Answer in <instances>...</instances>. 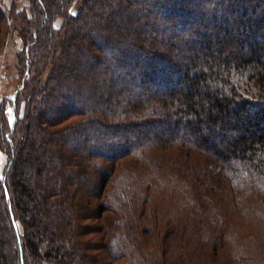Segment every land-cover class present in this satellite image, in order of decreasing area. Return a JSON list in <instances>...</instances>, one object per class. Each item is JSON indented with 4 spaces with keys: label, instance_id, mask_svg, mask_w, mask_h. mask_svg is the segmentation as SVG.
I'll use <instances>...</instances> for the list:
<instances>
[{
    "label": "trees",
    "instance_id": "trees-1",
    "mask_svg": "<svg viewBox=\"0 0 264 264\" xmlns=\"http://www.w3.org/2000/svg\"><path fill=\"white\" fill-rule=\"evenodd\" d=\"M75 1L0 0V264H264V0Z\"/></svg>",
    "mask_w": 264,
    "mask_h": 264
},
{
    "label": "rangeland",
    "instance_id": "rangeland-1",
    "mask_svg": "<svg viewBox=\"0 0 264 264\" xmlns=\"http://www.w3.org/2000/svg\"><path fill=\"white\" fill-rule=\"evenodd\" d=\"M3 1H4L5 8L8 10L14 9V8L18 9V10H22V9H29V6H30L32 0H3ZM9 38H10V44L9 45H11V44L13 45V43H20L21 48H23V44H22V42H21L20 38L18 37L17 32L15 30L11 31L8 39ZM6 44H7V41H6L5 45L2 48H0V66L2 63V58H4L3 61L6 62L7 68H8V79L0 87L1 88L0 89V107L2 104H5V106H6L5 111H4V115H3L4 119L2 120L1 115H0V122H2V121L5 122L6 121L5 119H10L9 118L10 113L14 114V105L11 104L10 100L12 99L14 101V98L17 95L18 90L20 89L19 88L20 87V74L18 71V65L16 64V68H12L11 63H10V56L6 50L7 49ZM17 61H18V54H17ZM12 70L14 72V75L12 73ZM12 76L14 79L13 89L9 93H5V90L7 89L6 87L12 81ZM16 89H17V93L15 94V96L13 98H11L10 97L11 93ZM0 151H1V154L3 157V161L0 164V179H2L4 170H5L6 165H7V155L3 150L0 149ZM48 264H50V263H48Z\"/></svg>",
    "mask_w": 264,
    "mask_h": 264
},
{
    "label": "crops",
    "instance_id": "crops-1",
    "mask_svg": "<svg viewBox=\"0 0 264 264\" xmlns=\"http://www.w3.org/2000/svg\"><path fill=\"white\" fill-rule=\"evenodd\" d=\"M85 0H76L73 7H72V12L75 13V12H78L81 8V6L83 5ZM10 44V38L7 40V52L10 56V63H11V66L12 68H16V64H17V53L18 51L21 49V45L20 43H13V45H9ZM12 73L14 75V72L12 70ZM14 79H13V76H12V81L11 83L6 87L7 89L5 90V93H9L10 91H12L13 89V84H14ZM17 93V89L14 90L12 93H11V98H13L15 96V94ZM4 96V95H3ZM2 96V97H3ZM3 161V157H2V154H1V151H0V164L1 162Z\"/></svg>",
    "mask_w": 264,
    "mask_h": 264
},
{
    "label": "built area",
    "instance_id": "built-area-1",
    "mask_svg": "<svg viewBox=\"0 0 264 264\" xmlns=\"http://www.w3.org/2000/svg\"><path fill=\"white\" fill-rule=\"evenodd\" d=\"M4 58H2V63L0 66V87L2 84H4L8 79V68L6 62L3 61ZM1 89V88H0ZM12 113L9 114V118L12 117Z\"/></svg>",
    "mask_w": 264,
    "mask_h": 264
},
{
    "label": "water",
    "instance_id": "water-1",
    "mask_svg": "<svg viewBox=\"0 0 264 264\" xmlns=\"http://www.w3.org/2000/svg\"><path fill=\"white\" fill-rule=\"evenodd\" d=\"M15 98H16V96H15ZM15 98H14V100H15ZM14 120H15V117L14 116L9 119V121H10L11 124H13Z\"/></svg>",
    "mask_w": 264,
    "mask_h": 264
}]
</instances>
